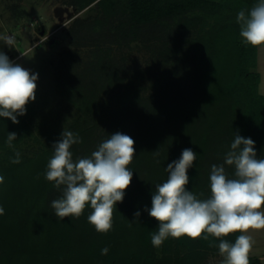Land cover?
I'll use <instances>...</instances> for the list:
<instances>
[{"label": "rangeland", "instance_id": "374dc122", "mask_svg": "<svg viewBox=\"0 0 264 264\" xmlns=\"http://www.w3.org/2000/svg\"><path fill=\"white\" fill-rule=\"evenodd\" d=\"M97 1L78 0V4H73L74 0H0V39L14 35L16 44V48L6 55L10 61L25 69L36 63V68L39 69L32 72L38 74L36 99L26 105L25 115L18 116L19 123L13 124L10 119L0 117V130L9 131V128L16 127L20 131L18 134H21L20 140L13 147L8 144L5 147L0 146V160L5 161L7 157L15 155L16 151L21 153L23 163L25 160L34 159L61 139L64 128L70 130L72 125L81 121L85 127L95 126L102 132L109 119L123 107L133 105L136 100L148 97L194 74L200 67L204 50L199 40L212 38L211 30L215 29L216 17L219 15L194 9L174 20L164 21L153 29L143 31L137 39L124 41L118 35L110 38L99 35L104 27L102 21L110 20L116 24L115 20L120 16L107 15L109 12ZM61 8H68L72 17L67 12L60 13ZM121 12L120 8L117 14ZM77 19L82 21L81 26L85 29L77 32L75 41L72 33ZM52 38L55 39L54 43H50ZM240 39L242 42V38ZM101 58H104V65L100 71L107 69L118 77L115 87L98 85L92 91L90 83H86L87 87L84 89L70 86L73 79L83 74L85 67L95 65ZM259 67L264 75V50L261 51V47ZM258 90L264 95L261 85ZM202 104L195 98L187 110L198 112ZM150 125H153L152 131L145 133V137L137 134L132 138L138 143L137 149L151 151L153 159H148L143 168L144 174L148 175L152 164L158 162L155 169L160 168L158 182L162 183L168 178L165 168L174 161V152L179 155L182 153L178 150L179 142L175 139L180 134L175 131L173 123L170 127H159L153 122ZM155 150L158 155L153 152ZM261 157L264 158H259ZM231 167L229 174L231 172L234 178L235 169ZM23 168L10 184L9 177L0 184V207L4 209V214L0 215V235L3 233L9 236L10 227L8 243L13 246L17 242L20 244V248L16 247L14 250L0 245V255L4 253L9 256L7 264L25 263L33 254L40 253L50 240V235H53L51 230L54 231L63 224L65 219L56 217L55 210L51 207V202L60 198L62 193L55 194L51 188L39 190L30 179L29 168L26 169L25 165ZM138 174V171L134 174L132 184H139L136 180ZM145 187H149V181H145L143 188ZM128 191L129 188L126 189L124 198H127ZM126 204V207L118 205L133 222L131 226L148 214L144 203L139 206L129 202ZM137 211L141 213L139 218L134 217ZM91 212L89 205L79 218H74L76 228L72 231L71 244L79 250L83 249V252L92 236L83 233L81 227L85 228L84 219ZM119 221L121 220L116 219L114 222L116 226ZM131 231L135 233V229ZM128 232L124 227L117 231L116 251L120 257L129 249L127 247L130 240L127 236L131 235ZM249 234L255 243L264 245V230ZM233 235L225 239L233 243ZM163 247L164 244L159 248L155 247L152 252V257L158 264H163V260L167 258H170L167 264H177V256L182 257L187 251L185 247H180L179 253L176 252L175 243L170 245L172 249L168 252ZM64 252L66 253L60 255L56 264H93L88 263L86 256L69 253L68 249ZM223 259L219 250H211L202 255L199 264H222Z\"/></svg>", "mask_w": 264, "mask_h": 264}, {"label": "trees", "instance_id": "16d2710c", "mask_svg": "<svg viewBox=\"0 0 264 264\" xmlns=\"http://www.w3.org/2000/svg\"><path fill=\"white\" fill-rule=\"evenodd\" d=\"M94 1L91 0V2ZM256 2L257 0H98L97 3L110 13L107 15L120 16L117 21L115 20L116 24L109 19H106L109 21H102L104 27L101 28L99 35L109 36V38L118 35L124 41L137 39L143 31L153 29L164 21L174 20L194 9L219 15L216 17L215 29L211 30L212 38L199 40L204 50L198 71L159 92L136 100L133 105L123 107L109 119L102 132L95 126L85 127L83 121L72 125L70 131L79 133L82 138V143L74 144L70 148L73 159L90 156L101 142L114 133L120 132L130 137L139 134L143 138L146 136L145 133L149 134L152 131L151 122L159 127L161 125L170 127L173 123L175 131L180 134L175 138L179 142L178 150L191 148L197 154L193 167L188 170L187 188L198 198L206 199L210 197L211 166L224 162V155L230 150L235 133L245 138L250 137L255 142L257 158L264 156V95L258 90L261 79L260 73L256 70L258 47L241 42L240 26L236 19L240 10L250 9ZM73 4H78V0H74ZM120 8L122 12L117 14ZM81 24L80 19L74 22L72 37L75 41L77 32L85 29ZM103 59L101 58L95 65L85 67L83 74L73 79L70 86L74 89H84L87 87L86 83H90L92 91L98 85L115 87L117 75L107 69L100 71L104 65ZM195 98L203 104L198 112H191L187 108L191 107V102ZM16 130H18L16 127L9 128V131L0 130V146H7L8 132L16 133L17 139L12 142L16 144L21 135L18 134L20 131L16 132ZM137 144L135 141L136 157L128 168L133 171V176L138 171L139 177L136 180L139 184H132L134 180L132 177L131 185L135 186L128 187L127 198L118 202L114 208L112 229L107 233H99L85 218L83 223L85 228L81 227V230L87 235L91 234L92 239L88 241L86 247L84 246L85 252H83V249L79 250L71 244L72 231L76 228L74 217H65L63 224L56 227L54 231L51 230L53 235H50V240L40 253L33 254L25 263L17 264H56L60 255L66 253L64 250L67 249L69 253L86 256L88 263L93 264H158L152 257L155 247L151 243L152 235L158 232V222L147 214L140 222H134V226H131L133 222L118 205L122 204L126 207L127 202L138 206L144 203L146 208L150 209L155 186L160 183L158 182L160 168L155 169L158 162L152 164L149 176L147 173L144 174L145 164L153 157L150 150L137 149ZM53 155L54 149L51 146L34 159L25 160L24 163L21 160L19 164H13L11 160L15 158V155L7 157L5 161L0 160V176H3L4 180L9 177L10 184L19 171L24 170L23 165H25L26 169H30L28 172L31 175V181L36 183L39 190L51 188L55 194H60L61 192L54 187V182L45 178L48 162ZM180 157L181 155L174 152V160ZM231 168V166H225L229 178H233L232 173L229 174ZM145 181H149V187L143 188ZM153 184L156 185L153 187ZM201 192L203 196H199ZM116 219L121 220L117 223L118 226L114 223ZM123 227L129 230L131 237L127 236L130 240L129 243L127 241L129 249L126 253H122V258L116 251V241L117 231L123 230ZM131 229H135V233L130 232ZM10 231L9 227V236ZM238 235L240 233H234L232 236L234 242ZM9 236L2 233L0 245L3 244L9 250L20 248L18 242L14 246L8 243ZM210 242L217 246L209 247ZM173 243L178 253L180 247L187 249L182 257L177 256V264H199L203 254L218 250L219 240L212 236H209L208 240L203 237L196 240L186 236L180 239L169 237L163 243L164 251L171 250L170 245ZM105 247L109 251L107 255H102L101 250ZM8 257L4 253L1 254L0 264L3 262L7 264ZM167 261H170V258L163 260V264H167ZM261 263L260 258L250 256V264Z\"/></svg>", "mask_w": 264, "mask_h": 264}, {"label": "clouds", "instance_id": "9594fccd", "mask_svg": "<svg viewBox=\"0 0 264 264\" xmlns=\"http://www.w3.org/2000/svg\"><path fill=\"white\" fill-rule=\"evenodd\" d=\"M242 42L252 47L264 46V0L237 14ZM38 74L13 63L0 52V117L18 124V116L26 114V105L36 99ZM17 139L8 132L7 144ZM82 143L79 133L64 128L61 139L53 145L45 178L54 182L62 195L51 202L56 217L79 218L86 206L92 212L88 222L99 233L112 229L113 212L124 199L133 171L128 168L136 155L135 141L127 134L114 133L101 142L88 157L73 159L70 148ZM158 155V151H153ZM197 154L191 148L183 149L181 157L167 165L168 178L157 184L152 194L148 215L158 222V232L151 243L159 248L169 237H188L196 240L212 236L219 240L222 264H250L255 241L250 232L264 230V158H257L255 142L235 133L230 150L222 164H213L210 173V197L200 199L188 190V170L193 167ZM21 162V153L15 152L13 164ZM233 166L234 178L226 174L225 166ZM4 177L0 176V184ZM203 192L199 196H203ZM4 209L0 207V215ZM139 211L134 217L139 218ZM240 233L234 243L223 239ZM209 243V247H215ZM107 247L101 250L107 255Z\"/></svg>", "mask_w": 264, "mask_h": 264}, {"label": "crops", "instance_id": "0c3cea01", "mask_svg": "<svg viewBox=\"0 0 264 264\" xmlns=\"http://www.w3.org/2000/svg\"><path fill=\"white\" fill-rule=\"evenodd\" d=\"M259 49H260V47H258L257 70H258V72L261 75V79H260L259 85H261L262 88H264V75H263V72H261L260 67H259ZM262 50H264V46H261V51ZM250 256L260 258L261 262H262L261 264H264V245H260L258 243H254L253 250H252Z\"/></svg>", "mask_w": 264, "mask_h": 264}, {"label": "water", "instance_id": "95a60500", "mask_svg": "<svg viewBox=\"0 0 264 264\" xmlns=\"http://www.w3.org/2000/svg\"><path fill=\"white\" fill-rule=\"evenodd\" d=\"M60 13L67 12L69 17H72V12L66 8V9H60ZM55 39H51L50 43H54ZM16 48V44L12 38H1L0 39V51H2L4 54H8L10 50H13Z\"/></svg>", "mask_w": 264, "mask_h": 264}, {"label": "bare ground", "instance_id": "6f19581e", "mask_svg": "<svg viewBox=\"0 0 264 264\" xmlns=\"http://www.w3.org/2000/svg\"><path fill=\"white\" fill-rule=\"evenodd\" d=\"M36 67H37V63L32 65L31 67L26 68V69L29 70L30 72H35V71L39 70Z\"/></svg>", "mask_w": 264, "mask_h": 264}, {"label": "built area", "instance_id": "2783aa9c", "mask_svg": "<svg viewBox=\"0 0 264 264\" xmlns=\"http://www.w3.org/2000/svg\"><path fill=\"white\" fill-rule=\"evenodd\" d=\"M9 38H12V39H14V35H10V36H9Z\"/></svg>", "mask_w": 264, "mask_h": 264}, {"label": "flooded vegetation", "instance_id": "af4514ba", "mask_svg": "<svg viewBox=\"0 0 264 264\" xmlns=\"http://www.w3.org/2000/svg\"><path fill=\"white\" fill-rule=\"evenodd\" d=\"M0 52H2V51H0Z\"/></svg>", "mask_w": 264, "mask_h": 264}]
</instances>
